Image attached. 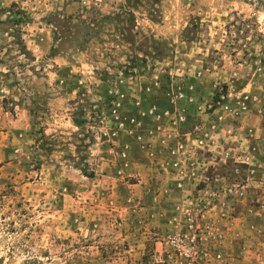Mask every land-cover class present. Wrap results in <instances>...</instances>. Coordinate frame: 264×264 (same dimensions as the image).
<instances>
[{"label": "rangeland", "instance_id": "1", "mask_svg": "<svg viewBox=\"0 0 264 264\" xmlns=\"http://www.w3.org/2000/svg\"><path fill=\"white\" fill-rule=\"evenodd\" d=\"M0 264H264V0H0Z\"/></svg>", "mask_w": 264, "mask_h": 264}, {"label": "trees", "instance_id": "2", "mask_svg": "<svg viewBox=\"0 0 264 264\" xmlns=\"http://www.w3.org/2000/svg\"><path fill=\"white\" fill-rule=\"evenodd\" d=\"M14 19L16 20L15 22H16V24L17 25H21L22 23H24L25 22V17H18V14H15L14 15ZM226 88V87H225ZM227 89V88H226ZM81 123H83V121H81ZM80 123V124H81Z\"/></svg>", "mask_w": 264, "mask_h": 264}, {"label": "built area", "instance_id": "3", "mask_svg": "<svg viewBox=\"0 0 264 264\" xmlns=\"http://www.w3.org/2000/svg\"><path fill=\"white\" fill-rule=\"evenodd\" d=\"M199 144H200V146H204L205 142L204 141H200Z\"/></svg>", "mask_w": 264, "mask_h": 264}]
</instances>
